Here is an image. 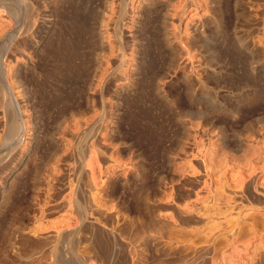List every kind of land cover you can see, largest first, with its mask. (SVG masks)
<instances>
[{
    "label": "rangeland",
    "instance_id": "rangeland-1",
    "mask_svg": "<svg viewBox=\"0 0 264 264\" xmlns=\"http://www.w3.org/2000/svg\"><path fill=\"white\" fill-rule=\"evenodd\" d=\"M248 1L0 0V264H264V207L243 197L264 169Z\"/></svg>",
    "mask_w": 264,
    "mask_h": 264
},
{
    "label": "bare ground",
    "instance_id": "bare-ground-1",
    "mask_svg": "<svg viewBox=\"0 0 264 264\" xmlns=\"http://www.w3.org/2000/svg\"><path fill=\"white\" fill-rule=\"evenodd\" d=\"M260 0H249L248 1V5H249V9H251L253 12L254 11H257V10H255V7L258 5V2H259ZM264 5V4H263ZM258 12V11H257ZM257 15H258V18H257V20H258V23H259V25H262V29H259L260 31L261 30H263V26H264V10H260L258 13H257ZM263 37V40H264V33H263V35H262ZM263 42V41H262ZM251 43V42H250ZM250 46L252 47V49L253 50H260L261 48L259 47V45L257 44V43H251L250 44ZM263 51V50H262ZM261 50H260V52H262ZM262 54H264L263 52H262ZM263 62H264V60H263ZM264 66V65H263ZM207 117V116H206ZM212 120V119H211ZM201 126H202V128H206V129H203V131H202V129L200 130L201 132H202V135H204V136H209L210 134H211V132L213 131V129L215 128V126H216V128H217V125H215L212 121H210L208 118H202V122H201ZM206 126V127H205ZM221 126H223V125H221ZM215 128V129H216ZM214 129V130H215ZM218 133H220V135L222 136V137H224L225 136V128L224 127H219V132ZM223 141V144H222V147H221V150H226V149H230L231 147L229 146V144L227 143V141L225 140V139H223L222 140ZM264 143V142H263ZM262 150L264 151V147L262 148ZM206 155H207V153H205ZM205 154H204V152H202L201 150H197V152H196V154H195V156L197 155L199 158H203L204 159V157H205ZM197 156H196V158H197ZM208 158V157H207ZM207 158H205V160H207ZM202 159V160H203ZM201 160V159H200ZM201 162V161H200ZM204 163V162H203ZM205 164H206V162H205ZM204 166V165H203ZM206 167H205V173H204V175L206 176V177H213L214 176V172L212 173L211 172V170L210 169H208L209 168V166L207 167V164L205 165ZM211 168V167H210ZM200 169H202V171H203V168H201L200 167ZM257 169V168H256ZM201 171V170H200ZM260 172L259 173H257V170H254L253 171V173L251 174V176H252V180L250 181V182H247V181H245V190H244V196L243 197H245L244 199H246V201L247 200H249V202H252V203H255L256 205H255V207H253L254 208V210L255 211H259V210H261V208H263L264 207V190L262 191L261 190V186H259V185H262L263 184V182H262V184H260L259 183V178H258V180H257V177H258V175L260 174V175H264V169L263 170H259ZM204 172V171H203ZM255 173H256V175H255ZM196 174V173H195ZM194 174V175H195ZM212 174H213V176H212ZM196 177H194V179L198 182H201L202 180H200V179H202V177H203V175H202V173L199 175V172H198V175H195ZM249 176H250V174H249ZM206 177H203L204 179H207ZM192 178V177H191ZM214 178V177H213ZM194 179H192V180H194ZM212 179V178H211ZM209 180V179H208ZM214 180V179H213ZM196 181H195V183H196ZM206 181V180H205ZM204 181V182H205ZM206 182H208V181H206ZM246 182H247V184H246ZM214 183V182H213ZM240 183V182H239ZM258 183H259V185H258ZM206 184V183H205ZM193 185H194V183H193ZM209 185V184H208ZM244 185V184H243ZM264 185V184H263ZM262 187H264V186H262ZM264 189V188H263ZM243 191V190H242ZM185 196H186V194H185ZM240 197V196H239ZM242 197H240V199H241ZM246 201H244V202H246ZM165 204V203H164ZM171 203H169V205H170ZM173 204V203H172ZM167 206H168V204H167ZM171 206V205H170ZM262 206V207H261ZM173 207H174V205H173ZM193 208V207H192ZM190 210H193V209H191V207L189 208ZM174 211V210H173ZM176 212V213H175ZM175 214H177V216H178V218H179V221H180V224L181 225H188V226H190L189 224H194L197 220V218L199 217V216H197V214L196 213H194V210L193 211H188V209L187 210H180V209H175ZM261 212V211H260ZM256 214V213H255ZM254 214V215H255ZM177 218V219H178ZM256 219V218H255ZM159 220V219H158ZM252 220H254V219H252ZM161 221V220H160ZM199 221V220H198ZM161 225H154L153 223L152 224H149L148 226H147V228H145L146 229V232L144 231L143 233H147V235L145 236V237H147L146 239L149 241V239H151L152 241H155V240H157L158 238H162V237H164L165 235H167V234H165L166 233V226H167V223L166 222H163L162 221V223H160ZM192 224V225H193ZM238 225V224H237ZM156 226H159L158 228L156 227ZM196 229V228H195ZM242 229V228H241ZM196 230H198V229H196ZM195 230V232H198L197 234L199 235L200 234V229L198 230V231H196ZM243 230V229H242ZM139 231V230H138ZM141 231V230H140ZM194 231V230H193ZM202 232H203V230H201ZM201 232V233H202ZM212 232V231H211ZM138 233V232H137ZM204 233V232H203ZM209 233V232H208ZM140 234H142L141 232L139 233V235ZM208 235L207 233H204V235ZM221 234V233H220ZM240 234V233H239ZM214 234H212V236H213ZM216 235V234H215ZM221 236V235H220ZM165 237H167V236H165ZM201 237H202V235H201ZM210 237V236H209ZM138 238V237H137ZM149 238V239H148ZM212 238V237H211ZM216 238V237H215ZM214 238V239H215ZM150 240V241H151ZM205 240V239H204ZM218 240V239H217ZM216 241V240H215ZM214 242V241H213ZM212 243V242H211ZM130 244V243H129ZM209 244H210V242H209ZM205 246V245H204ZM204 246H203V248H204ZM203 248H202V251H203ZM209 249V248H208ZM106 252V251H105ZM198 252V251H197ZM209 254H210V252H209ZM262 254H264V253H262ZM104 255V254H103ZM207 255H208V251H207V249H205L203 252H200L199 254H198V256L197 257H195L194 258V260L190 263V264H208V258H207ZM258 255V254H257ZM259 256H261V255H259ZM105 257V256H104ZM109 257V256H108ZM262 257V256H261ZM264 257V256H263ZM107 258V257H106ZM110 258V257H109ZM135 259V258H134ZM264 259V258H263ZM104 260V259H103ZM110 260V259H109ZM105 261V260H104ZM226 261V260H225ZM255 261V260H254ZM137 262V261H136ZM253 262V261H252ZM258 263V262H257ZM105 264V263H104ZM107 264V263H106ZM109 264V263H108ZM122 264H135L134 263V261L133 262H131V260H129V259H126Z\"/></svg>",
    "mask_w": 264,
    "mask_h": 264
}]
</instances>
